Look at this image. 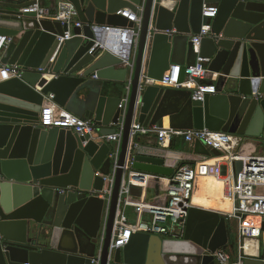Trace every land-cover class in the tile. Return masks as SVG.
I'll use <instances>...</instances> for the list:
<instances>
[{
	"label": "water",
	"instance_id": "1",
	"mask_svg": "<svg viewBox=\"0 0 264 264\" xmlns=\"http://www.w3.org/2000/svg\"><path fill=\"white\" fill-rule=\"evenodd\" d=\"M67 1L82 26L60 42L66 25L23 12L37 0H0V36L12 38L0 63L22 70L20 79L0 83V264H108L115 224L125 217L122 199L144 192L130 187L123 194L127 161L155 180L170 179L185 163L171 165L175 151L132 137L136 123L264 142V0ZM204 4L217 8L215 18L203 19ZM124 9L141 17L132 70L122 55L97 46L103 27L134 26L118 14ZM203 25L210 26L209 34L195 45L191 37ZM198 57L217 74V94L195 101L190 90L145 84L162 80L172 65L182 66V80ZM49 94L60 107L92 120L99 136L121 132L117 156L112 143L41 126ZM182 144L181 153H189L184 136ZM193 154L198 161L221 155L199 140ZM242 167L234 162L236 174ZM110 185L108 200L101 193ZM155 205H162L159 196ZM238 224L264 232L262 217L241 215L238 221L192 207L181 238L134 232L111 253L110 264H219L217 251L230 249L237 257ZM244 264L264 261L246 258Z\"/></svg>",
	"mask_w": 264,
	"mask_h": 264
},
{
	"label": "built area",
	"instance_id": "2",
	"mask_svg": "<svg viewBox=\"0 0 264 264\" xmlns=\"http://www.w3.org/2000/svg\"><path fill=\"white\" fill-rule=\"evenodd\" d=\"M24 13H37L38 17H49L55 21L66 25L68 30L63 37H58L60 42L70 40L73 37L72 28L81 27L82 24L78 20V14L73 6L67 0L59 1L56 11L49 14L41 5L39 0L25 9ZM125 17L128 22L134 24L133 27H103L105 32L104 41L98 45L101 50L112 52L116 55L124 57V66L133 69L134 66V48L132 47V39L139 36L141 28V17L139 14L126 10L118 13ZM217 16V8L203 5L202 17L215 18ZM210 26L203 25L201 31L197 35L191 37V42L199 45L202 38L209 34ZM12 42L11 37L0 36V53ZM207 61L201 57L197 58L195 67H187L184 77L181 80L182 66L172 65L162 80L149 79L145 81L147 85L160 86L171 89H184L192 92V98L195 101H203L206 95L217 94V74L209 71L206 66ZM22 70L18 65H3L0 63V83L11 80L20 79ZM127 97L124 98L119 105L124 108L127 103ZM40 125L46 129L62 128L71 130L82 135H98L96 125L92 120L82 119L70 113L66 109L60 107L54 101V95L49 94L44 97L42 111L40 113ZM154 132L160 141L165 139L185 137L187 142L193 143L197 140L208 145L212 149L224 156L230 169L232 170V179L227 175L222 177L226 185L228 194L233 198L234 211L232 218L240 221L241 215H252L264 218V152L261 154L241 155L238 150L243 142V137L223 132H214L207 129L182 131L175 129H158L143 128L139 124L132 127V137L139 136L143 132ZM98 140L112 143L114 146L112 156H117L119 152V142L121 140V132L108 137L98 135ZM242 161V170L236 174L234 162ZM227 165V166H228ZM221 164L212 165L206 160L197 161L194 164H181L171 178V184L168 189V200L160 206L134 203L128 198L122 199V205L125 207L134 205L144 212L151 215L150 222H141L134 226H128L123 223L124 217L116 222L113 231V237L110 244L109 262L111 253L116 249L124 247L130 241L134 232H142L150 235H158L167 238H181L186 226V220L189 210L193 207V193L195 190L196 180L199 176H221ZM153 177L151 174L132 169V160H128L124 174L123 194L129 192L130 187L147 189ZM112 182V179H109ZM112 186L106 187L101 193L102 197L107 196L110 200ZM119 217V213L117 215ZM238 233L240 239L239 253L245 255L246 245L251 240H259L264 232L259 226H246L238 224ZM219 264H241L233 262L231 256L225 251H217L214 254ZM262 260L264 261V243L262 251Z\"/></svg>",
	"mask_w": 264,
	"mask_h": 264
},
{
	"label": "crops",
	"instance_id": "3",
	"mask_svg": "<svg viewBox=\"0 0 264 264\" xmlns=\"http://www.w3.org/2000/svg\"><path fill=\"white\" fill-rule=\"evenodd\" d=\"M59 1H61V0H39L42 7L49 14H53L56 11V8H57ZM168 5L170 6L171 3L167 2V4L165 6H168ZM126 10H128V9H124L123 12H125ZM168 123H169V121H168ZM94 137L97 138L98 135H96ZM138 138L140 139L141 144H143L145 146H149V147H153V148H157V149H159V148L160 149L161 148L171 149V150L175 151L176 154L175 153L171 154L172 158L169 160V163L171 165L179 164L182 162L190 163V162H187L190 158H195V160L199 158V157H195L193 154L194 142L191 143V145H190L189 153H181V149L184 148V145L182 144V138L181 137L180 138H173L171 140L165 139L162 142L158 139L156 133L148 131V132L140 133ZM238 150H241L242 156H247L249 154H261L264 152V142L261 143L256 139H251V138L244 136L242 145ZM223 157L224 156H221V155L220 156H210L206 159V161L212 165H216V164L220 165L221 164V169H222L221 176L210 175L208 177L217 178L219 180H223V182H224V179L222 177H226L228 175L230 177V179H232L233 172L230 169L227 162L225 161V159H222ZM197 161L198 160L191 162V164H194ZM171 178L170 179H159V180L153 179L151 181L150 185L148 186V188L144 189V192H143L141 197H133V198H130L129 200L131 202H134V203L155 205V201L157 200V198L159 196V198L161 199V203L165 204L168 200V189H169V186L171 184ZM200 178H207V177L206 176H199L197 178L195 190L193 193L192 202H193L194 197L205 196V195H201L198 193V191L200 190V186H199L200 185V183H199ZM157 184H159V188L156 187ZM213 202H215V206L218 207V209L220 207L221 202L226 203V201L220 200V199H218V200L214 199ZM193 207L201 209V210H205V211L215 212V213H217V214H219L225 218H227V217L232 218V214L234 211V201H233V209L231 212H223V211H220L218 209L206 208L204 206L194 204V203H193ZM124 215H125V217H124L123 223L125 225H128V226H134V225L139 224L141 222H150V220H151L150 214L142 211L141 209L137 208L134 205L127 206L125 209ZM235 232H236V238H237V257L234 258L232 251L230 249H227V250L223 249L222 251H225L226 253H228L231 256L233 262H238V263L240 262L241 264H244V261L246 258L263 261L262 260V251H263L264 235L259 240H251L250 242H248V244L246 245V248H245L246 249V251L244 253L245 255H243L242 253H239V251H240V249H239L240 239H239V233H238V225H236V227H235Z\"/></svg>",
	"mask_w": 264,
	"mask_h": 264
},
{
	"label": "bare ground",
	"instance_id": "4",
	"mask_svg": "<svg viewBox=\"0 0 264 264\" xmlns=\"http://www.w3.org/2000/svg\"><path fill=\"white\" fill-rule=\"evenodd\" d=\"M200 178V190L199 194L205 196L194 197L193 203L204 206L206 208L218 209L215 206L214 199H220L226 201V203L221 202L218 210L223 212H231L233 209V198L228 194L226 185L223 180L217 178L208 177Z\"/></svg>",
	"mask_w": 264,
	"mask_h": 264
}]
</instances>
